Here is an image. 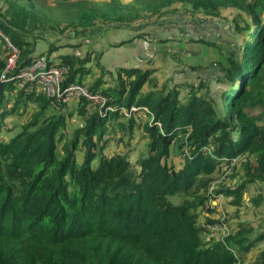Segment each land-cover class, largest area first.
I'll list each match as a JSON object with an SVG mask.
<instances>
[{"label":"trees","instance_id":"obj_1","mask_svg":"<svg viewBox=\"0 0 264 264\" xmlns=\"http://www.w3.org/2000/svg\"><path fill=\"white\" fill-rule=\"evenodd\" d=\"M179 4L192 17L221 18L223 9L239 16L234 49L216 36L188 39L220 51L216 78L228 84L220 102L205 74L170 85L158 82L156 68L111 71L88 42L112 28L138 27L130 40L147 39L139 24H158ZM0 31V76L8 38L20 50L15 70L45 55L51 65L69 66L65 85L86 83L108 97L103 112L91 111L85 98L56 107L37 87L0 80V132L9 115H28L0 142V264H244L264 241V227L255 232L239 222L224 240L207 239L199 217L213 212L210 187L233 177L239 164L243 178L216 189L227 204L240 208L251 185L264 187V0H2ZM42 40L47 45L38 50ZM82 46V56L59 52ZM78 117L82 124L74 125ZM135 129L147 143L135 165L125 152L105 151ZM263 200L262 188L252 202ZM252 264H264V249Z\"/></svg>","mask_w":264,"mask_h":264},{"label":"rangeland","instance_id":"obj_2","mask_svg":"<svg viewBox=\"0 0 264 264\" xmlns=\"http://www.w3.org/2000/svg\"><path fill=\"white\" fill-rule=\"evenodd\" d=\"M96 1V0H94ZM2 3V0L0 1V4ZM222 16L221 18H209L205 17L203 13H198L197 15H192L188 10L184 9V6L179 4L178 6L171 9L167 15H163L159 18L158 24L152 25V22L150 23V20L146 21V26L144 24H139V33H146L147 37L150 40H157L160 38H170L174 37L175 33H177V29L184 28L186 29L187 36H197V34H205V37H218L220 39H223L226 41L227 47L230 49H234L233 45L230 44H237L240 37L238 34H236L235 30L233 29L234 24V18H238L234 13V10L232 9H223L221 11ZM182 16L185 17L183 20V26L181 25ZM187 17V18H186ZM197 18V21H199V25H196L193 23L195 19ZM204 21V22H202ZM178 22V23H177ZM189 22V23H188ZM216 26V27H215ZM138 27L132 31L137 30ZM202 30V31H201ZM103 36V34H97L94 36V39L100 38ZM178 37H186L184 35H179ZM50 39H55V36H50ZM189 39V38H187ZM180 39H177L176 42H179ZM47 40H42L41 43L44 45H47ZM92 43V42H91ZM173 43V48H171L172 53L175 55H179L180 53H184L183 49L180 47L181 44L175 43L174 41L170 42ZM179 44V45H177ZM175 45V46H174ZM199 46L198 43H191V48ZM84 50H82L83 52ZM180 56V55H179ZM177 58V57H176ZM220 59V51H216L214 48L210 49L207 45L201 44V49L195 51V53L192 51L187 52L186 55L183 57V62L181 64L185 63L184 65H188L189 72L188 75L183 73V81H191V82H198V76L201 74H205L210 80L211 86H212V94L215 96L220 102L221 94L227 89L228 84L222 83L216 78L217 72L219 71L218 61ZM101 62V61H100ZM215 63V64H214ZM104 64V63H103ZM103 64H101L103 66ZM203 65L201 68H198V65ZM206 64L207 67L205 66ZM107 68V65L104 66ZM110 70L109 68H107ZM112 71V70H111ZM117 72V71H116ZM186 72V71H184ZM81 75H84V73H80ZM79 75V76H81ZM123 79H126V74L121 73ZM159 77H158V76ZM156 78L159 81L160 76H162V73L157 74ZM85 76V75H84ZM83 76V78H84ZM110 78V77H109ZM182 81V82H183ZM168 82V80H167ZM178 82V84L182 83ZM170 85L176 84L175 82L169 83ZM34 107L33 105H29L27 108V112L33 111ZM260 107L257 106L256 108L251 107L249 109V112L254 115L259 114ZM49 113V112H48ZM79 118V117H78ZM73 119V124L77 125L78 123L82 124V121L79 119ZM146 119V117H144ZM28 121V115L25 114H19L15 113L13 115H9L6 118V124L4 125L3 130L0 132V142L7 140L11 138L13 135L18 133L22 129V125ZM143 132L140 129H135L133 136L131 139H128L127 136L124 137L122 141H119L117 138L109 141L107 148L105 151L109 153H115V152H125L129 155V159L132 161V163L135 165V162L141 156L146 150H147V143L145 139L142 137ZM61 146V145H60ZM137 166V163H136ZM225 166V165H224ZM243 166L241 164L237 165L235 174L233 177H226L223 182H220L218 179L216 181V189L219 184L225 183L226 185H234L238 183L239 180L243 178ZM220 182V183H219ZM263 188V195H264V187L262 184H256L254 183L251 185L246 192L244 193V199L242 202V205L240 208L235 207L231 203H228V211L229 215L231 217L230 225L231 229H235L238 226V223H249L254 226L255 232H257L259 229H262L264 227V200L256 205L254 204V201L252 202V199L257 195L259 192V189ZM172 200L176 203H180V199L178 197H172ZM208 211L204 210V212H201V215L199 217L200 222L204 221L206 216L208 215ZM210 217L215 216V213H209ZM236 226V227H235ZM210 233H206L205 238L209 239L213 235L215 237L221 236V234L218 231L211 232L210 230H207ZM255 239V236H253ZM264 249V241L256 242V244L250 249V251L246 254L244 259V264H252V262L257 258L258 253Z\"/></svg>","mask_w":264,"mask_h":264},{"label":"built area","instance_id":"obj_3","mask_svg":"<svg viewBox=\"0 0 264 264\" xmlns=\"http://www.w3.org/2000/svg\"><path fill=\"white\" fill-rule=\"evenodd\" d=\"M0 34H2L1 31ZM7 40L11 51L0 76L2 82L8 83L16 80L19 87L26 85L30 88L37 87L41 93L51 99L52 104L56 107H58L57 102L70 103L71 101L85 98L89 101L88 108L91 111L97 109L103 112L104 107L108 103V97L105 94L91 90L88 84L82 82L64 84L69 72L68 65H51L46 56L41 55L34 58L30 64L15 70L20 50L8 38ZM107 108L111 109L110 106ZM136 108L133 106L132 110H136ZM236 160L233 159L232 162ZM232 167L233 163L231 167L223 166V169L229 172ZM209 191L206 207L212 210L213 212H210L215 213V216L214 218L210 217L214 219L213 222H207L206 219L201 224L211 232L218 231L221 236L217 238L224 240L233 231L228 221L227 199L222 192H216V184L212 185Z\"/></svg>","mask_w":264,"mask_h":264},{"label":"crops","instance_id":"obj_4","mask_svg":"<svg viewBox=\"0 0 264 264\" xmlns=\"http://www.w3.org/2000/svg\"><path fill=\"white\" fill-rule=\"evenodd\" d=\"M175 30H177V33H175L174 42L181 44L180 47L184 51V53L179 54L180 56L172 53L171 48H173V43L170 42L173 40L166 43H157L149 38L130 40L135 33L129 29L112 28L109 29V31L104 32L103 36L100 38L88 42L94 43L93 48L96 49L97 52L101 51L100 63H104L103 66L107 65V68L112 71L116 70L118 67H123L125 69L133 67L147 69L151 67L157 69L156 75L162 73V76H160L158 81L159 83H178L183 81V73L188 75L187 72H189L188 65H184L185 63L181 64L184 55L190 51L195 53L196 49L200 50L202 43L197 41L189 42L187 39L189 36L186 35V29L185 32H181L179 29ZM179 35H184L186 37H178ZM197 35L201 37L205 36L204 33ZM177 39H180L179 42H176ZM119 41H126V43L121 46H110ZM191 43H198L199 46L191 48ZM44 47L45 45L43 43L37 44L38 50ZM83 47L84 46L80 48L64 47L61 48L59 52H69L82 56L86 51V48ZM82 50L84 51L82 52ZM121 73L126 72L124 70Z\"/></svg>","mask_w":264,"mask_h":264},{"label":"clouds","instance_id":"obj_5","mask_svg":"<svg viewBox=\"0 0 264 264\" xmlns=\"http://www.w3.org/2000/svg\"><path fill=\"white\" fill-rule=\"evenodd\" d=\"M206 220V219H205Z\"/></svg>","mask_w":264,"mask_h":264}]
</instances>
